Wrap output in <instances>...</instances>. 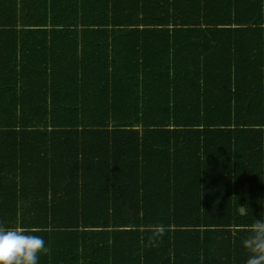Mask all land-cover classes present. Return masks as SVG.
Returning a JSON list of instances; mask_svg holds the SVG:
<instances>
[{"label": "trees", "instance_id": "obj_1", "mask_svg": "<svg viewBox=\"0 0 264 264\" xmlns=\"http://www.w3.org/2000/svg\"><path fill=\"white\" fill-rule=\"evenodd\" d=\"M259 220L264 0H0V227L39 264H246Z\"/></svg>", "mask_w": 264, "mask_h": 264}, {"label": "clouds", "instance_id": "obj_2", "mask_svg": "<svg viewBox=\"0 0 264 264\" xmlns=\"http://www.w3.org/2000/svg\"><path fill=\"white\" fill-rule=\"evenodd\" d=\"M243 246L248 253L246 264H264V220L257 221ZM49 252L41 236L19 227H0V264H39L40 256Z\"/></svg>", "mask_w": 264, "mask_h": 264}, {"label": "water", "instance_id": "obj_3", "mask_svg": "<svg viewBox=\"0 0 264 264\" xmlns=\"http://www.w3.org/2000/svg\"><path fill=\"white\" fill-rule=\"evenodd\" d=\"M247 212H246V209H243V214H246Z\"/></svg>", "mask_w": 264, "mask_h": 264}]
</instances>
